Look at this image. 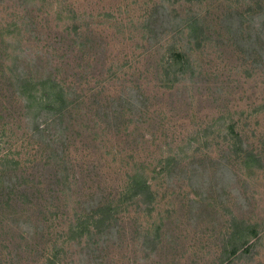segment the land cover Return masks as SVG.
<instances>
[{"label": "rangeland", "instance_id": "obj_1", "mask_svg": "<svg viewBox=\"0 0 264 264\" xmlns=\"http://www.w3.org/2000/svg\"><path fill=\"white\" fill-rule=\"evenodd\" d=\"M0 132V264H264V0H0Z\"/></svg>", "mask_w": 264, "mask_h": 264}, {"label": "trees", "instance_id": "obj_2", "mask_svg": "<svg viewBox=\"0 0 264 264\" xmlns=\"http://www.w3.org/2000/svg\"><path fill=\"white\" fill-rule=\"evenodd\" d=\"M197 1H199V0H197ZM193 23H192V25H190V26H195V28L194 29H198L199 31H200V29H201V25H200V22H198L197 21V19H194L193 21H192ZM20 79H22V82H21V85L19 86V87H17V90H19V92H20V94L21 95H24V94H26V91L29 89V90H31V88L32 87H30V86H34L33 84H35V85H37L38 83H34V82H32L33 81V79L32 78H29V76L27 75V76H24V75H22L21 76V78ZM41 84H43L44 82H43V80H41V81H39ZM36 87H34V89H35ZM28 90V91H29ZM65 94L64 93H61V91L60 90H58V93H57V96L55 97V98H59V100H61L62 102H64V100H65V96H64ZM48 97H51V93H48ZM32 99V97H30L29 98V100H31ZM40 100H44V96H42V97H40L39 98ZM28 100V101H29ZM28 104H29V102H28ZM28 104H27V106H28ZM43 104H44V102H41L40 103V106H43ZM47 104V103H46ZM49 106H51L50 108H52L53 106L51 105V103H49L48 104ZM41 108V107H40ZM38 114H39V111H38ZM36 126V125H35ZM36 128L37 129H39V127L38 126H36ZM235 130L232 128V130H231V132L233 133ZM235 133V132H234ZM236 135H234V136H236L237 138H238V140H239V134L238 133H235ZM1 139H2V134H1V132H0V144H1ZM239 141H241V140H239ZM241 149V148H240ZM237 151H238V149H236ZM247 152V151H246ZM246 156H247V158L251 161V162H253V161H260L261 159V157H258L257 155H254L253 153H251V152H247L246 153ZM11 161V159H8L7 160V162H10ZM169 161H170V159H169ZM168 164H169V162H168ZM157 195H156V192L154 191V189L152 188V186H151V184L149 183V181L147 180V179H145L143 176H141L139 173H136L134 176H132L131 177V179H130V181H129V185H128V187H127V193H126V197L128 198V199H131V198H135V197H139L140 199H141V201L144 203V204H146L147 206H148V208H153V203L155 202V200H156V197ZM108 207H110V206H108ZM105 208V207H104ZM104 208H102V209H104ZM108 210H112V209H108ZM91 220V219H90ZM89 220V217H88V220H87V218H83L82 220H76V226H73V227H78V228H80L81 230H84V229H86V228H89V224H88V222L90 221ZM97 220H99V221H101V222H103L100 218H97ZM236 225H237V223H236ZM239 225V224H238ZM241 225H242V228H244V223L242 222L241 223ZM246 226V225H245ZM246 227H248V226H246ZM239 228H241V226H238L236 229H239ZM235 229V230H236ZM233 231L232 233H231V236H230V241H232V249L230 250V255L232 256H235V257H237L238 255H240L241 254V248L243 247V245L242 244H237L236 242H238L237 241V236H238V232H236V231ZM241 230H243V229H241ZM256 234V233H255ZM247 252H250L248 249H247ZM56 257H57V254H55L54 255V257H49L48 258V260L49 261H47V263L48 264H58V263H56Z\"/></svg>", "mask_w": 264, "mask_h": 264}]
</instances>
